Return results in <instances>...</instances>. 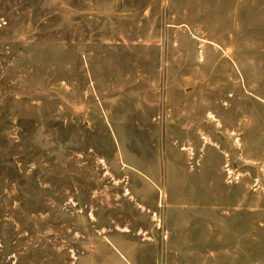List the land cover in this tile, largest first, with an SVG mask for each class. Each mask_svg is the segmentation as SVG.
<instances>
[{"label": "rangeland", "instance_id": "374dc122", "mask_svg": "<svg viewBox=\"0 0 264 264\" xmlns=\"http://www.w3.org/2000/svg\"><path fill=\"white\" fill-rule=\"evenodd\" d=\"M0 264H264V0H0Z\"/></svg>", "mask_w": 264, "mask_h": 264}]
</instances>
